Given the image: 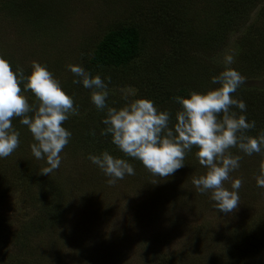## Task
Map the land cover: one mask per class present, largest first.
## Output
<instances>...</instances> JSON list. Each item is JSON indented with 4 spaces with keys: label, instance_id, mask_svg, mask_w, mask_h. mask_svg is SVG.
Segmentation results:
<instances>
[{
    "label": "rangeland",
    "instance_id": "rangeland-1",
    "mask_svg": "<svg viewBox=\"0 0 264 264\" xmlns=\"http://www.w3.org/2000/svg\"><path fill=\"white\" fill-rule=\"evenodd\" d=\"M10 1L16 3L0 0V72L13 63L35 72V83L45 94L32 95L10 79L0 86L2 97L7 95L18 103V112L0 114V264H161L175 255L194 252L203 260L198 263L217 264L230 256L235 244H244L248 251L245 262L264 264V254L253 247L256 239L264 236V133H230L226 139L202 137V146L187 155L160 164L145 160L141 166L123 163L118 153L111 155L113 149H119L113 144H103L109 152L101 148L102 156L97 159L93 145H78L67 135L79 117H90V111L96 114L107 109L115 119L111 122L116 134L121 121L129 124L130 119L156 117L153 110L135 102L134 86L108 87L94 93L91 101H84L82 95L74 104L68 89L83 71L86 47L93 48L109 29L138 24L136 16L161 4L171 6V13L186 10L183 14L193 20L190 27H198L199 34L187 55L186 73H199L204 80L208 70L226 66L231 71L229 89L263 90L264 74L236 79L239 33L229 36L225 48L214 43L216 35H211L209 42L203 39V30L217 22L216 15L229 2L37 0L33 5L38 2L39 12L18 1L8 10ZM242 3L234 1L233 5L250 11L242 18L243 31L261 30L263 0L253 6ZM140 21L149 48L134 63L120 68V76L129 81L165 77L164 71L176 68L181 51L162 44V35L155 37L152 18ZM256 35H263L253 43L264 58V31ZM155 57L154 63L150 59ZM219 58L224 66L216 62ZM154 81L162 84L164 79ZM196 82H200L196 93L221 95V84ZM51 90L57 98H48ZM88 102L90 106L83 108L81 104ZM40 178L59 188L60 223L36 230L24 242L23 232L38 215L40 187L34 182ZM245 233L250 238L246 242ZM23 242L25 249L21 248ZM227 262L234 264L229 258Z\"/></svg>",
    "mask_w": 264,
    "mask_h": 264
},
{
    "label": "trees",
    "instance_id": "trees-1",
    "mask_svg": "<svg viewBox=\"0 0 264 264\" xmlns=\"http://www.w3.org/2000/svg\"><path fill=\"white\" fill-rule=\"evenodd\" d=\"M17 1L23 6L29 4L30 11L32 7L39 12L42 10L37 9L38 2L33 5L34 1L37 0H16V3L10 1L8 10H13L12 8L16 6ZM227 1L229 4L222 13L217 14L215 17L217 22L209 30H203V39L205 42H209L210 36L216 35L218 39L214 43L216 45L219 43L222 48H225L229 36L232 33H239V39L235 44V55L239 54L237 69L234 70L236 79L240 81L244 76L263 75L264 58L257 54L256 49L259 47L253 43V39L263 36L256 34L259 31H264V27L261 30L243 31L242 18L248 15L250 11L233 5L234 1L237 3L244 1L241 5L251 4L253 6L258 0ZM227 1L224 0V2ZM170 8L171 6L161 4L160 7L143 10L141 15L136 16L138 24L120 26L114 30L109 29L94 44L93 48L86 47L84 51L85 55L82 58L83 71L79 77H75V82L69 85L71 86L68 89L71 103L81 99L82 95L84 101H91L90 97L94 93L108 87L134 86L136 88L135 102H139L153 110L156 116L155 118H146L145 121L140 118L133 121L130 119L129 124L121 121L122 128L118 134L114 132L116 127L111 122L115 119L109 115L107 109H102L96 114L94 111H90L88 113L90 114L89 118L79 117L76 125L72 126L73 130L70 129L72 130L71 134L67 133V135L74 137L78 145L86 143L93 145L92 152L96 153L94 155L97 159L102 156L101 152L103 150L101 148H104L107 153L109 152V147H102L103 144H113L117 145L119 149H113L111 155L118 153L117 156L123 163H136V165L141 166L143 161L148 160L150 163L160 164L164 160H170L177 157V155H187L199 149L202 146V137L226 139L230 133L239 136L241 132L242 134H250V136H262L264 133V89L260 91L242 86H237L232 90L229 89L227 85L231 71L226 66L225 69H211L204 73L205 82H210L215 87L221 84V95H217L215 98V95L207 92L205 94L200 93V90L199 93H196L197 85L200 83L196 82V79H199V81L202 79V82H204L203 76L199 73H186L188 69L185 63L188 52L194 46L199 34L198 27L197 29L190 27L189 21L193 22V20H190L191 18L187 16L186 10L171 13L172 9ZM183 12L186 13L183 14ZM242 12L244 14L240 16ZM259 13L264 23V0ZM148 18H152L155 37L158 38L162 35V44L167 43L169 47L176 46L181 51V55L175 69L170 67L171 70L164 71L165 77L161 74L159 76L161 78L149 76L148 78H153L152 81L146 80L147 76L141 79L138 78L136 81H129L128 77L124 79L120 76V68L131 65L147 52L150 44L147 45L148 36L143 27L144 22L140 20H147ZM240 40L244 41L240 42ZM249 41L251 43L250 48L248 46ZM215 49L217 51L216 47ZM222 59L228 61L224 56ZM150 60L155 63L157 59L155 57ZM216 62L223 65L220 58ZM183 75L186 78L183 79ZM178 76H181L182 79ZM6 79L14 82L17 88L31 91L32 95L45 94L41 86L35 83V72L24 71L15 63L7 65V68L0 72V86ZM156 79H164V82L156 84L154 81ZM50 93L52 94L48 98H57L55 91L51 90ZM4 96L2 97V94H0V114L9 113L12 110L18 112L16 105L18 103L13 102L14 98ZM88 103V105H81L83 108L85 106L87 108L90 106V102ZM19 106L20 109H23L21 105ZM140 107L142 106L140 105ZM21 111L19 110V112ZM105 131H108L107 135H105ZM26 172L27 177L31 180L30 172L28 170ZM34 184L39 185L41 198L36 220L32 222L29 229L23 232L24 242L29 239L27 235L35 234L36 230L41 232L60 223L61 193L59 188L41 178L37 179ZM1 196L2 193H0V199ZM243 235L245 242L250 239L249 236L246 237L247 233ZM24 242L21 246L22 249H25ZM253 247L258 253L264 254L263 235L256 239ZM247 252L244 244L231 245L228 258L231 262L234 261V264H249L244 261ZM217 256L219 254H216L215 257ZM227 259L216 263L228 264ZM199 261L203 260L194 252L178 258L175 255L161 264H200Z\"/></svg>",
    "mask_w": 264,
    "mask_h": 264
}]
</instances>
